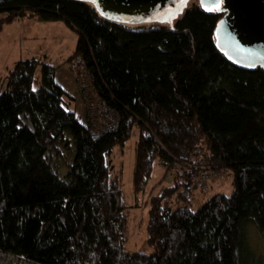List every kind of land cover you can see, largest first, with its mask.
I'll return each instance as SVG.
<instances>
[{
  "label": "trees",
  "instance_id": "16d2710c",
  "mask_svg": "<svg viewBox=\"0 0 264 264\" xmlns=\"http://www.w3.org/2000/svg\"><path fill=\"white\" fill-rule=\"evenodd\" d=\"M0 15V29L27 16L64 21L79 34L68 60L87 71V82L83 70L76 74L84 123L68 107L55 66L31 58L7 74L0 253L35 264H238L246 226L264 233V69L241 67L219 49L223 14L189 0L171 25L138 29L102 20L78 1L0 0ZM134 128V194L145 190L155 163L171 179L151 197L146 254L124 250L128 215L108 162ZM67 153L73 161L63 175L57 161ZM195 155L227 174L208 188L228 179L232 190L192 209L195 192L205 190L190 186V171L178 165Z\"/></svg>",
  "mask_w": 264,
  "mask_h": 264
},
{
  "label": "rangeland",
  "instance_id": "374dc122",
  "mask_svg": "<svg viewBox=\"0 0 264 264\" xmlns=\"http://www.w3.org/2000/svg\"><path fill=\"white\" fill-rule=\"evenodd\" d=\"M190 5L191 2L188 6ZM181 15L182 12L178 17ZM1 17L0 15V18ZM27 17L36 19L33 16ZM102 20L104 19L102 18ZM14 21L10 24H4L0 29V92L5 85L3 78L6 71L12 67L15 62L20 59H38L41 62L56 67V81L69 94V97L66 99L68 107L75 111L80 116V120L84 123L85 96H82L83 91L78 84L76 74H79V78L82 74L83 79L87 82V74H85L87 71L83 64L76 58L65 61L74 55L79 39L78 32L62 21H51L46 23L32 21L26 26H24L26 22ZM125 26L130 28H146L151 26V24H143L140 26L125 24ZM78 71H81V74ZM88 75V78H90L89 73ZM39 76L40 67L35 73L36 78H39ZM34 85L37 86V83ZM87 90L88 96L86 97L92 99L93 92L90 90V87H88ZM138 136L139 131L137 128H134L131 137L124 145L113 149L108 157V162L112 167L113 175L119 180L126 205L125 210L128 215L124 250L128 253L138 252L146 254L152 252L148 244L147 229L151 197L154 196L153 194L160 192L162 188L170 186L171 179L167 177L163 180L165 169L163 165L155 163L145 190L138 195L134 194L133 169L135 146ZM72 161L73 157L71 158L69 153H67L64 158L57 161L58 170L61 174L64 175L67 172V163ZM227 180L228 179L212 188H208L204 193L202 191L195 192L196 198L191 208H198L210 197L219 192L229 195L232 188ZM177 206V204H173V208H177ZM236 255L238 264H264V233L260 232L254 224H248L246 226L241 243L236 248ZM0 264L35 263L28 262L11 254L0 253Z\"/></svg>",
  "mask_w": 264,
  "mask_h": 264
},
{
  "label": "water",
  "instance_id": "95a60500",
  "mask_svg": "<svg viewBox=\"0 0 264 264\" xmlns=\"http://www.w3.org/2000/svg\"><path fill=\"white\" fill-rule=\"evenodd\" d=\"M92 5L106 21L121 25H171L185 8L182 0H73ZM208 10L218 0H199ZM216 44L226 57L246 69H264V0H222ZM144 27H139L142 29ZM148 28V27H146Z\"/></svg>",
  "mask_w": 264,
  "mask_h": 264
},
{
  "label": "built area",
  "instance_id": "2783aa9c",
  "mask_svg": "<svg viewBox=\"0 0 264 264\" xmlns=\"http://www.w3.org/2000/svg\"><path fill=\"white\" fill-rule=\"evenodd\" d=\"M183 171H190L189 184L196 186L199 190H207L210 180L214 177L216 179H224L227 174L222 169H213V166L202 159L201 155H195L187 163L178 165ZM177 167L168 170L169 175H174Z\"/></svg>",
  "mask_w": 264,
  "mask_h": 264
},
{
  "label": "crops",
  "instance_id": "0c3cea01",
  "mask_svg": "<svg viewBox=\"0 0 264 264\" xmlns=\"http://www.w3.org/2000/svg\"><path fill=\"white\" fill-rule=\"evenodd\" d=\"M16 21H19V22H26V24H24V26H26V25H28L30 22H39V21H37L36 19H34V18H23V19H20V20H16ZM16 21H14V22H16ZM60 21H62V20H60ZM62 22H64V21H62ZM40 23H43V22H40ZM46 23V22H45ZM68 26V25H67ZM70 58V57H69ZM68 58V59H69ZM28 59H31V58H28ZM68 59H66L65 61H67ZM20 60H26V59H20ZM20 60H18V61H20ZM17 61V62H18ZM16 63V62H15ZM15 63L13 64V66L15 65ZM13 66L12 67H10L7 71H6V74H5V76H4V78H3V81L5 82V84H6V77H7V74H8V72L13 68ZM4 88H5V85H4V87L2 88V91L4 90ZM1 91V92H2Z\"/></svg>",
  "mask_w": 264,
  "mask_h": 264
},
{
  "label": "snow or ice",
  "instance_id": "6c2138e0",
  "mask_svg": "<svg viewBox=\"0 0 264 264\" xmlns=\"http://www.w3.org/2000/svg\"><path fill=\"white\" fill-rule=\"evenodd\" d=\"M182 2L186 4L187 3V0H182ZM221 4H222V0H218V2L213 7L208 8V10L209 11L219 10Z\"/></svg>",
  "mask_w": 264,
  "mask_h": 264
},
{
  "label": "bare ground",
  "instance_id": "6f19581e",
  "mask_svg": "<svg viewBox=\"0 0 264 264\" xmlns=\"http://www.w3.org/2000/svg\"><path fill=\"white\" fill-rule=\"evenodd\" d=\"M90 7H92V5H89Z\"/></svg>",
  "mask_w": 264,
  "mask_h": 264
}]
</instances>
